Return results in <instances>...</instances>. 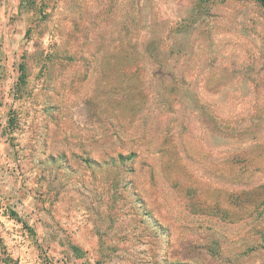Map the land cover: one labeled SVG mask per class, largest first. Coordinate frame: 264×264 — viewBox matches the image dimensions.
<instances>
[{
    "label": "rangeland",
    "instance_id": "1",
    "mask_svg": "<svg viewBox=\"0 0 264 264\" xmlns=\"http://www.w3.org/2000/svg\"><path fill=\"white\" fill-rule=\"evenodd\" d=\"M0 264H264V6L0 0Z\"/></svg>",
    "mask_w": 264,
    "mask_h": 264
},
{
    "label": "trees",
    "instance_id": "2",
    "mask_svg": "<svg viewBox=\"0 0 264 264\" xmlns=\"http://www.w3.org/2000/svg\"><path fill=\"white\" fill-rule=\"evenodd\" d=\"M239 1H242V0H239ZM254 1L259 2L262 6H264V0H254ZM74 251L76 253L81 254V250L79 248H74Z\"/></svg>",
    "mask_w": 264,
    "mask_h": 264
}]
</instances>
